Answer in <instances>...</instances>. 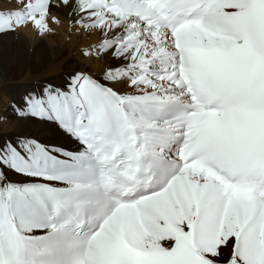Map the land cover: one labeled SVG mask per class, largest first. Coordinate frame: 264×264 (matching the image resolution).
<instances>
[{
	"label": "snow or ice",
	"instance_id": "obj_1",
	"mask_svg": "<svg viewBox=\"0 0 264 264\" xmlns=\"http://www.w3.org/2000/svg\"><path fill=\"white\" fill-rule=\"evenodd\" d=\"M25 32L74 55L0 108V264H264V0L0 6Z\"/></svg>",
	"mask_w": 264,
	"mask_h": 264
},
{
	"label": "bare ground",
	"instance_id": "obj_2",
	"mask_svg": "<svg viewBox=\"0 0 264 264\" xmlns=\"http://www.w3.org/2000/svg\"><path fill=\"white\" fill-rule=\"evenodd\" d=\"M9 2L0 0V6ZM25 35L27 40L24 37L20 40H0V108L30 75L58 74L63 65L73 58L74 45H64L63 34L56 38L45 37L44 41L35 43L34 50L32 34L25 32Z\"/></svg>",
	"mask_w": 264,
	"mask_h": 264
}]
</instances>
